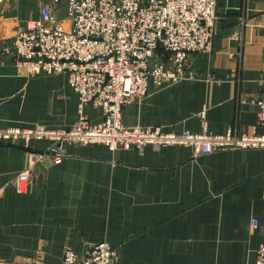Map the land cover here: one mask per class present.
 I'll list each match as a JSON object with an SVG mask.
<instances>
[{
	"label": "crops",
	"instance_id": "1",
	"mask_svg": "<svg viewBox=\"0 0 264 264\" xmlns=\"http://www.w3.org/2000/svg\"><path fill=\"white\" fill-rule=\"evenodd\" d=\"M44 4L69 26L66 0H1L0 128L67 129L78 119L66 74L29 75L6 50ZM216 16L211 51L188 59L193 78L149 81L147 96L122 109L124 126L264 134V0H217ZM49 144L0 140V264H62L65 249L82 255L101 241L121 264H254L264 246V147L193 156L174 144H65L60 163L43 155L26 192L16 191L11 179L29 166V151Z\"/></svg>",
	"mask_w": 264,
	"mask_h": 264
},
{
	"label": "built area",
	"instance_id": "2",
	"mask_svg": "<svg viewBox=\"0 0 264 264\" xmlns=\"http://www.w3.org/2000/svg\"><path fill=\"white\" fill-rule=\"evenodd\" d=\"M51 1L56 4L60 0ZM216 1L66 0L68 27L58 21L49 5H42L39 17L17 31L6 50L16 54V66L29 75L66 74L78 94V119L67 129L39 125L0 128V140L21 139L27 145L32 140L50 141L41 154L29 151V166L11 179L15 190L22 193L28 189L31 167L40 161L38 155L50 154L55 164L60 163L65 143H98L110 150L184 145L191 148L193 156L263 148L264 134H178L159 127H127L120 121L124 107L147 96L149 81L162 88L193 78L188 59L192 54L211 51ZM257 104L258 122L264 124V89ZM88 108L100 111L98 121L88 118ZM256 225L252 220V226ZM255 252L254 264H264V246ZM62 264L121 263L108 243L101 241L82 255L65 249Z\"/></svg>",
	"mask_w": 264,
	"mask_h": 264
},
{
	"label": "rangeland",
	"instance_id": "3",
	"mask_svg": "<svg viewBox=\"0 0 264 264\" xmlns=\"http://www.w3.org/2000/svg\"><path fill=\"white\" fill-rule=\"evenodd\" d=\"M65 144H67V143H65ZM64 144V145H65ZM98 144V143H97ZM50 145V144H49ZM48 145V146H49ZM63 148V147H62ZM38 152V151H37ZM38 154H41L40 152L38 153ZM43 155V154H42ZM45 155H50V154H45ZM51 156V155H50ZM52 157V156H51ZM38 158H39V160L41 161L43 158L42 157H40L39 155H38ZM52 159H53V157H52ZM40 161H38V162H40ZM33 177V176H32ZM64 253V252H63ZM62 259H63V257H62Z\"/></svg>",
	"mask_w": 264,
	"mask_h": 264
}]
</instances>
